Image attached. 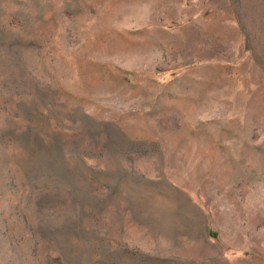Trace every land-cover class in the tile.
Wrapping results in <instances>:
<instances>
[{
    "label": "rangeland",
    "instance_id": "374dc122",
    "mask_svg": "<svg viewBox=\"0 0 264 264\" xmlns=\"http://www.w3.org/2000/svg\"><path fill=\"white\" fill-rule=\"evenodd\" d=\"M0 264H264V0H0Z\"/></svg>",
    "mask_w": 264,
    "mask_h": 264
}]
</instances>
